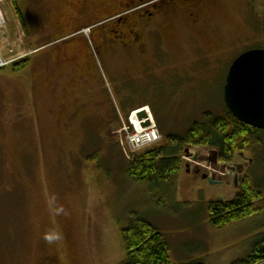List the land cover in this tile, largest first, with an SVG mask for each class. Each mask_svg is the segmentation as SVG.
<instances>
[{
    "label": "rangeland",
    "instance_id": "obj_1",
    "mask_svg": "<svg viewBox=\"0 0 264 264\" xmlns=\"http://www.w3.org/2000/svg\"><path fill=\"white\" fill-rule=\"evenodd\" d=\"M236 1L219 3L216 16L208 10L209 27L203 30L191 28L184 15L172 19L163 39L165 54L157 65L148 59L144 72L146 65L140 67L132 56L119 57L115 65L95 46L91 33L100 24L61 43L20 41L23 29L13 3L0 42L2 62L19 47L29 52L42 46L36 56L60 49L71 53L70 42L84 39L91 42L97 85L77 97L78 89L73 95L60 85L52 90L38 72L42 57L32 60L38 88L33 68H0V264H42L48 255L59 264H123L121 230L137 216L163 234L172 264H232L251 254L264 234V214L218 231L210 226L208 207L233 201L246 178L264 190V131L261 148L247 147L240 152L244 156L238 152L227 164L247 163L237 186L219 159L215 165L207 161L214 150L196 146L186 147L170 192L154 194L127 174L132 153L155 149L168 134L185 136L206 112L223 116L232 64L248 51L264 49V33L258 31L264 23L254 21L250 10L242 15ZM143 108L159 118L163 139L130 151L131 114Z\"/></svg>",
    "mask_w": 264,
    "mask_h": 264
},
{
    "label": "flooded vegetation",
    "instance_id": "obj_2",
    "mask_svg": "<svg viewBox=\"0 0 264 264\" xmlns=\"http://www.w3.org/2000/svg\"><path fill=\"white\" fill-rule=\"evenodd\" d=\"M224 1L227 0H56L53 6L51 0H29L28 3L19 0L18 20L24 40L34 46L50 40L61 43L81 33L84 27L100 24L101 29L91 33L95 46L102 47L113 64L119 57L132 56L140 67L146 65L144 72L148 59L157 65L165 54L163 39L168 35L172 19L184 15L191 28L203 30L209 27L205 13L209 10V16H216L219 3ZM236 3L241 5L242 15L246 16L250 10L254 21L264 23V0H237ZM258 31L264 33V26ZM70 43H75L74 52L60 49L53 54L36 56L43 48L40 46L36 49L40 51L31 58L42 57L39 71L40 75L45 74L42 79L48 87L53 90L60 85L72 95L78 89L74 96L77 97L96 84L94 61L91 42L81 39ZM42 264L59 262L48 255L43 257Z\"/></svg>",
    "mask_w": 264,
    "mask_h": 264
},
{
    "label": "trees",
    "instance_id": "obj_3",
    "mask_svg": "<svg viewBox=\"0 0 264 264\" xmlns=\"http://www.w3.org/2000/svg\"><path fill=\"white\" fill-rule=\"evenodd\" d=\"M19 14L18 0H14ZM17 14V16H18ZM260 49V48H259ZM28 61L15 65V71L27 69ZM225 103V101H224ZM156 116V122L159 118ZM262 130L241 123L225 104L223 116L211 112L203 114L185 136L165 135L164 143L144 154L132 155L127 169L130 180L140 186L151 188L154 194L168 192L176 185L182 169V157L186 147L196 146L216 150L222 164H231L236 153L250 146L262 147ZM242 154V153H240ZM244 155V154H243ZM252 162V161H251ZM264 191L255 181L246 178L235 199L230 202L218 200L208 207L210 226L224 230L234 224L264 214ZM126 251L123 264H172L171 247L154 225L142 217H133L127 228L121 230ZM188 264H203L190 262ZM232 264H264V234L260 236L250 255Z\"/></svg>",
    "mask_w": 264,
    "mask_h": 264
},
{
    "label": "water",
    "instance_id": "obj_4",
    "mask_svg": "<svg viewBox=\"0 0 264 264\" xmlns=\"http://www.w3.org/2000/svg\"><path fill=\"white\" fill-rule=\"evenodd\" d=\"M224 101L228 110L241 123L264 131V50L248 51L232 64L224 88ZM139 118H145V113L140 114ZM212 155L213 158L207 161L215 165L218 163V152L214 151ZM246 166V162L236 167L225 166L224 169L229 171L231 179L234 178L236 186L241 180L238 176ZM204 179L213 183L210 178Z\"/></svg>",
    "mask_w": 264,
    "mask_h": 264
},
{
    "label": "built area",
    "instance_id": "obj_5",
    "mask_svg": "<svg viewBox=\"0 0 264 264\" xmlns=\"http://www.w3.org/2000/svg\"><path fill=\"white\" fill-rule=\"evenodd\" d=\"M13 6L11 0H0V42L5 36V29L8 28L10 23V16L8 11ZM26 55V54H25ZM25 55L19 53H15L12 51V58L9 59L6 63L2 62V55H0V68H3L8 65H13L22 59H24ZM148 111V118L140 121L138 119V112L132 114L130 122L131 129H129L127 140H128V148L129 150H136L145 148L151 145L158 143L161 140L160 131L153 119V116ZM137 115L136 120L134 121V117ZM146 123H150L148 127H143ZM132 146V147H131Z\"/></svg>",
    "mask_w": 264,
    "mask_h": 264
},
{
    "label": "crops",
    "instance_id": "obj_6",
    "mask_svg": "<svg viewBox=\"0 0 264 264\" xmlns=\"http://www.w3.org/2000/svg\"><path fill=\"white\" fill-rule=\"evenodd\" d=\"M35 59V58H34ZM33 58H31L29 61H28V67H27V69L30 67V68H33V77H32V81H33V84L38 88V84H39V80H37V82H38V84H37V82H36V80H35V76H34V74H35V71H34V67H36V65H35V63H33ZM34 66V67H33ZM29 68V69H30ZM26 69V70H27ZM38 71H39V67H38ZM40 86V85H39ZM41 86H42V84H41ZM11 96H13V95H11L10 94V97ZM10 97H7V99L9 100L10 99ZM10 102H11V100H10Z\"/></svg>",
    "mask_w": 264,
    "mask_h": 264
},
{
    "label": "bare ground",
    "instance_id": "obj_7",
    "mask_svg": "<svg viewBox=\"0 0 264 264\" xmlns=\"http://www.w3.org/2000/svg\"><path fill=\"white\" fill-rule=\"evenodd\" d=\"M143 111H144L145 113L147 112L146 109H144ZM136 117H137V115L134 117V119H133L134 121L136 120Z\"/></svg>",
    "mask_w": 264,
    "mask_h": 264
}]
</instances>
